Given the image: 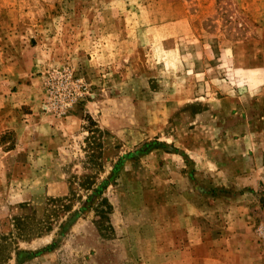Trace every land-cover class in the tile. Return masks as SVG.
I'll list each match as a JSON object with an SVG mask.
<instances>
[{
  "label": "rangeland",
  "instance_id": "rangeland-1",
  "mask_svg": "<svg viewBox=\"0 0 264 264\" xmlns=\"http://www.w3.org/2000/svg\"><path fill=\"white\" fill-rule=\"evenodd\" d=\"M0 264H264V0H0Z\"/></svg>",
  "mask_w": 264,
  "mask_h": 264
},
{
  "label": "trees",
  "instance_id": "trees-1",
  "mask_svg": "<svg viewBox=\"0 0 264 264\" xmlns=\"http://www.w3.org/2000/svg\"><path fill=\"white\" fill-rule=\"evenodd\" d=\"M95 125H97V124H95Z\"/></svg>",
  "mask_w": 264,
  "mask_h": 264
}]
</instances>
